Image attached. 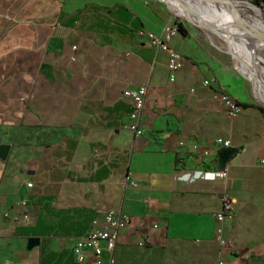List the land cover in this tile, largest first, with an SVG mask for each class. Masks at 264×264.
<instances>
[{"label": "crops", "instance_id": "1", "mask_svg": "<svg viewBox=\"0 0 264 264\" xmlns=\"http://www.w3.org/2000/svg\"><path fill=\"white\" fill-rule=\"evenodd\" d=\"M119 5L129 13H115ZM136 18L157 33L174 21L143 0H0V144L10 145L0 158V264H78L75 240L108 211L132 220L116 264H214L221 254L226 264H264V109L233 95L247 106L227 116L201 30L172 41L185 66L170 81L167 54L136 35ZM144 83L137 136L129 107L115 105ZM217 137L239 149L227 179L221 147L203 153ZM225 194L235 209L221 249ZM25 197L32 226L18 227L5 213ZM30 237L41 238L32 250Z\"/></svg>", "mask_w": 264, "mask_h": 264}, {"label": "rangeland", "instance_id": "2", "mask_svg": "<svg viewBox=\"0 0 264 264\" xmlns=\"http://www.w3.org/2000/svg\"><path fill=\"white\" fill-rule=\"evenodd\" d=\"M143 1L159 13L172 15L174 21L170 23L205 32L202 48L220 87L245 103L252 102L264 109V17L260 6L252 0H195L203 3L204 8L188 0ZM219 23L233 30L237 38L222 30ZM255 38L262 45H256ZM28 213L31 215L29 209ZM31 224L18 227H31Z\"/></svg>", "mask_w": 264, "mask_h": 264}, {"label": "built area", "instance_id": "3", "mask_svg": "<svg viewBox=\"0 0 264 264\" xmlns=\"http://www.w3.org/2000/svg\"><path fill=\"white\" fill-rule=\"evenodd\" d=\"M179 34V28L174 23H167L160 33L145 28L138 30V36L140 38L149 43L156 51L167 54L171 81L176 80L177 74L185 66V57L183 54L171 46L172 41ZM71 59L75 61V55H72ZM215 82V79H205L203 85L205 87H212ZM148 89V84L144 83L138 87L126 88L123 91V98L130 106L129 118L131 122L129 123V127L137 136L143 134V128L140 123L145 111ZM213 97L221 103L225 113L231 118L239 117L245 111L243 103L226 91L221 89L214 90ZM180 144L184 145L185 142L181 141ZM232 145L231 139L217 137L207 147L203 148V153L205 156H208L213 149L232 147ZM192 146L195 150L203 147L197 142H193ZM261 164L264 172V159L261 161ZM219 175L221 178L227 179L229 169L226 167L223 170H219ZM28 186L30 188L34 187V182H29ZM28 202L29 200L26 197L19 199L14 204L16 213L12 216H10V213H5V217L15 222L17 226L30 225L32 223V217L28 213ZM234 209L233 200L228 194H225L222 200V208L216 216V240L221 246V249L230 246L225 235L223 222L227 217L231 216ZM131 221V217L121 211H108L102 218H94L89 231L75 240L73 246L75 261L78 264H83L87 259L88 253H92L94 255L92 264H116L115 250L120 239L121 230L129 225ZM214 264H226L222 254Z\"/></svg>", "mask_w": 264, "mask_h": 264}, {"label": "water", "instance_id": "4", "mask_svg": "<svg viewBox=\"0 0 264 264\" xmlns=\"http://www.w3.org/2000/svg\"><path fill=\"white\" fill-rule=\"evenodd\" d=\"M203 4V3H201ZM204 5V4H203ZM219 27L225 32L229 33V35L233 38H237L233 30L219 23ZM10 151L9 144H0V158L3 160L7 159V156ZM239 149L237 147H221L217 151L218 156V168L223 170L227 167L228 163L237 155ZM41 243L40 237H30L28 239V249L32 250L33 248L39 246Z\"/></svg>", "mask_w": 264, "mask_h": 264}, {"label": "trees", "instance_id": "5", "mask_svg": "<svg viewBox=\"0 0 264 264\" xmlns=\"http://www.w3.org/2000/svg\"><path fill=\"white\" fill-rule=\"evenodd\" d=\"M252 2L255 4V5H258V6H260L259 7V9H260V11L262 12V14H263V17H264V11H263V7H264V0H252ZM262 7V8H261ZM258 8V7H257ZM115 13H119V14H122V13H129L128 12V9L125 7V6H123V5H119L117 8H116V12ZM131 15V14H130ZM124 18L125 19H129V18H127V16L125 15L124 16ZM134 27H135V32H136V35L138 36V30L140 29V28H142L143 27V24H142V22L140 21V20H137V18H136V22H134V25H133ZM178 28H179V32L180 33H182V34H186V32H187V30L179 23L178 24ZM243 103V102H242ZM125 106L126 105V107L128 106V104L126 103V102H124V101H121V102H119L118 104H116L115 105V109H118V108H120L121 106ZM243 105L246 107L247 106V104H245V103H243ZM129 107V106H128ZM129 110H130V108H129ZM261 110H263V109H261ZM32 232V234H36L35 232H33V231H31Z\"/></svg>", "mask_w": 264, "mask_h": 264}, {"label": "bare ground", "instance_id": "6", "mask_svg": "<svg viewBox=\"0 0 264 264\" xmlns=\"http://www.w3.org/2000/svg\"><path fill=\"white\" fill-rule=\"evenodd\" d=\"M188 1L191 2L192 4H194V5L197 6V7L204 8V5H203V4H201V3H197L195 0H188ZM261 14H262V13H261ZM262 15H263V14H262ZM256 19H257L259 22H261L260 17H256ZM212 20L217 22V20L214 19L213 17H212ZM255 42H256V45H262V44H261V41H259L258 38H257V39L255 38Z\"/></svg>", "mask_w": 264, "mask_h": 264}]
</instances>
